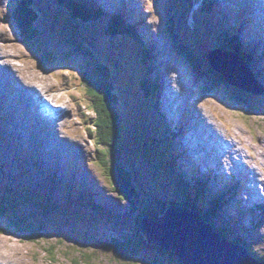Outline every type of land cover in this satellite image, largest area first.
<instances>
[{"label":"rangeland","instance_id":"rangeland-1","mask_svg":"<svg viewBox=\"0 0 264 264\" xmlns=\"http://www.w3.org/2000/svg\"><path fill=\"white\" fill-rule=\"evenodd\" d=\"M109 1L99 0L104 4L100 7L105 12L113 11V8H125L122 0ZM132 1L133 4L137 3L138 10L128 12L131 19H127V22L133 23L144 34L145 40L153 44L151 59L158 73H153L152 77L159 75L161 78L166 74L165 82L161 83L165 84V88L158 97L164 115L157 118V122L161 120L164 124L160 123L163 128L167 125L165 135L149 133L152 131L149 129L150 124L156 120L152 117L153 120H148V114H145L146 98L141 91L138 76L144 74L133 53L127 54L126 67L122 66L116 51L119 48L117 46L123 44L119 36L112 44H105L102 33L93 29L89 33V39L94 44L92 46L75 37L68 28L62 27L68 23L76 30L61 10L58 0H35L34 9L38 20L34 28L38 31V37L35 42L23 44L11 16L18 0H0V90L14 105L17 103L15 107L28 110L21 118L26 121L22 124L23 130L18 141L15 134L18 131L11 126L0 98V264H152L153 255L161 256L162 264H180L169 260L157 250L147 252L143 249L134 255H121L111 246L113 238L122 239L126 233L132 234L135 224L129 221L124 226L121 223L126 220L125 217H130L126 215L128 203L120 200L113 192L114 182L109 180L106 171L100 167L95 157L96 146L87 135L88 124L85 122L94 117V103L83 82L93 84L85 72L89 75L98 65L108 69L110 82L115 87L113 92L118 100L114 111L119 120L121 135V142L118 143L121 159L118 163L132 174L133 186L140 196V210L146 208L162 215L159 209L162 202L165 206H180L177 205L180 200L174 195L175 188L168 165L170 155H167L168 151H175L179 157L174 161L179 170L184 171L187 184L192 181L194 186L200 183L199 180H204L222 189L225 186L228 189L236 186L238 191L235 199L223 208V217H229L234 232L246 239L256 256H264V210L258 208V204L264 205V95H253L218 84L215 73L206 70V74L200 76L192 67L198 65L196 70L201 74L205 72L199 65L207 67L206 54L216 48V40L210 31L214 23L220 20V11L213 18L214 23L206 26L208 29L189 13H186L185 20L179 13H173L168 3L180 6L182 4L179 0ZM192 1V11L196 14L197 0ZM258 2L255 0L252 9L256 8ZM62 3L66 8L67 0ZM108 4L112 7H106ZM257 8L258 17L264 23V2L257 5ZM176 20L177 26H173ZM231 22L230 26L233 25ZM234 22V27L240 24L247 30L249 40L246 43L252 44L254 39L258 40L256 47L264 50V32L260 34V27L251 18L247 19L246 15L245 20H239L238 24L236 20ZM253 34L259 38L256 39ZM128 41L136 47L129 37ZM80 45L82 48L78 47ZM186 51L197 59L192 61L190 56L186 58ZM254 56L264 59V52ZM6 70L15 72L23 87L29 88V91L36 88L44 101L47 100L50 106L59 109L62 135L67 143L58 140L60 143L50 146L47 144L48 138L39 135V131L45 129L47 117L38 105L31 102L30 108L27 107L33 96L29 92L21 91L24 100L13 102L18 91L15 89L18 79L6 77L9 82L7 85L2 75ZM257 71V81L264 87V62L258 65ZM12 80L16 84L12 85ZM145 116L150 124L144 123ZM138 120L142 121L141 125L138 123L141 131L136 133V139L133 138L134 142L131 143L130 123ZM184 125L188 126L186 132H182ZM201 135L202 140L197 142L202 146L199 147L200 151L194 142ZM37 136L42 138L43 144L49 149L48 164L29 144L31 141L28 139ZM21 138L26 142L21 141ZM149 141L154 145L152 150L139 145ZM211 144H216L212 149L213 154H206L207 150H203V147L211 150ZM221 144L227 146L224 156L220 155L223 152ZM230 144L237 150L232 157ZM156 148H161L166 155H156ZM38 149L44 151L42 146ZM104 154L111 155L112 152L108 153L104 149ZM216 154L220 155L218 160L221 164L215 160ZM209 155L211 159H208ZM230 157L232 160H227ZM112 165L113 162H110L107 167L112 169ZM172 174L175 178L180 171L176 173L174 170ZM28 193L32 195L34 204L26 202L31 197ZM78 193L87 195L84 200L86 203L90 194L97 205L111 207L122 225L116 228L107 226L86 209ZM73 203L77 209L75 214L72 213ZM2 206L7 210L1 213Z\"/></svg>","mask_w":264,"mask_h":264},{"label":"trees","instance_id":"trees-1","mask_svg":"<svg viewBox=\"0 0 264 264\" xmlns=\"http://www.w3.org/2000/svg\"><path fill=\"white\" fill-rule=\"evenodd\" d=\"M62 1L63 0H58L59 4L61 5V10L65 12V16L70 19V24L75 26V31H84L83 33H76L68 23H64V27L68 28L70 32H73L75 37L79 38L82 41H87L93 46V42L89 39V33L93 29H98L102 33V37L105 39V44H108V42L112 44V42L117 39L116 37L119 36L118 38L126 46H124L123 44L121 46L120 44L117 46L119 48H117L116 51L121 58L122 66L125 67V59H127V54L133 53L135 55L137 62L144 74L142 77L141 75L138 76L140 77L139 83L141 84V91L144 95V98H146L147 106L145 114H148V120H153L152 118L156 120L154 124H150L145 116L146 120L144 118V123H148L151 125L149 126V129L152 131H150L149 133L152 132L153 134L165 135L166 129L163 128L160 124L162 123L161 120L157 122V118L159 119L161 115L160 111L157 113V110L160 109V101L158 102V97H160L162 90L164 89V84H161L164 80L161 79L162 77L160 78L159 75L155 78L152 77L153 73H158L157 67L154 66L155 63L152 64L153 59H151V50L153 51V46L151 43L145 40L142 33L138 31V28L133 23L130 24L127 22V19H131L128 11H126L127 15L124 14L125 11L105 12V10L101 8L100 4L95 0H67L65 8ZM179 1L182 5L178 6L177 3H170V7L172 8L173 13H179L181 17H184V20L185 17H187L186 13H189L193 19L195 18V20L201 21L203 24H201L202 26L209 27L211 25V22L214 23L213 18H216V14L218 13L214 8V5L217 3L216 0H197L196 8H198V13L196 14L192 11V0ZM34 2L35 0H18V4L11 15L13 22L16 24L19 30L21 42L23 44L34 41L38 37V31L36 32L34 28V24L38 20L36 10L34 9ZM172 4L174 5L172 6ZM94 7H96L98 10H96ZM200 13L201 15L200 17H198ZM241 13H243V16L247 14L245 9H243ZM140 17L142 18V15H140ZM219 17L220 20H217L218 22L216 21L214 23L215 26L210 31L216 40V49L230 51L234 54H238L242 62L248 65L257 79V68L258 65L262 62H260V59H257V57L254 56V51L252 52L253 44L246 43L242 38L240 25L234 27L235 22H232L234 26H230V18L224 13L220 12ZM46 20L49 19L46 18ZM177 20L174 21L173 26H177L175 24ZM227 26H229V28H226ZM169 29L171 31L172 27H170ZM128 37L133 41L136 47H140L141 49L134 47L128 41ZM222 39H224L223 42H221ZM78 47L82 48V45ZM125 47L127 48V51ZM198 74L200 76H203V74L201 73ZM89 75L88 72L85 73L87 79H91V82L93 84H88L85 81L83 82V84L84 87L88 89L90 100L94 103V106L92 107L94 117L85 122L86 124H88L87 135L89 136V138H92L96 146L95 157L97 158L100 167L106 171L109 180L114 182L113 192H115L120 197V200L126 201V203H128L129 208L126 215L127 217H130H125L126 220L121 221V223L124 226L128 225L129 221L135 224L134 232L132 234L126 233L127 235L122 239L113 238L111 246L114 250L119 251L121 255H134L135 253L143 251V249L147 252H154V250H157L162 255L166 256L169 260H174L179 263V261L172 253L165 252L155 245H149L145 240V236L140 232V220L142 217L149 216L151 218L157 219V217H159L160 215L159 213H156L152 210L148 211L146 208L140 210V196L138 194L139 192L133 186L131 178L132 176L128 171L121 167L120 163H118V161L121 159L119 156V152L121 149L118 144L119 142H121V135L119 133V120L114 111V106L117 104L118 99L113 92L115 87L113 86L114 84L110 82L111 79L108 69L104 66L98 65L97 69H94V72L92 71L91 73H89ZM238 100H240L239 97ZM89 111H91V109H89ZM138 123L141 125L142 121L138 120L136 122L132 121L130 123V126H132V130L130 128L129 131L131 143L134 142L133 138L134 140L136 139V133L141 131V126H139ZM136 126L139 128V130ZM127 130L128 126L125 130V133L127 132ZM174 137L175 135H173V138ZM139 145H141V148H150L151 150L154 147L151 141L146 143L142 142V144ZM104 149H106V152L108 153L112 152V154H104ZM154 153L161 157H164L166 155V153L163 152L161 148L154 149ZM168 154L170 155L168 161V165L170 166L169 171L173 178L172 180L175 188L174 195L175 197H177V199L180 200L179 202H177V205L185 206L189 209L198 211L203 221L211 225L215 232L228 239V241L231 243L243 245L248 250V252L251 253V255H253L256 259L263 261L264 256H256L253 252V249L250 248V245L247 243L246 239L243 238L239 233L234 232L235 229L232 227L233 225H231L230 220L228 219L229 217H223V208L227 204H230L232 199H235L234 197L236 195L234 194V192L223 190L220 186H216L214 183H209L204 180H199L200 183L194 186H192V181L189 182L190 184H187V181L184 179V171L179 170L177 162L174 161L176 160V157H179L178 154L175 151H168L167 155ZM108 156L110 157V160H106ZM110 162H113L112 166L114 168L112 169H109V167H107V165L109 166ZM174 170L176 171V173L180 171V174H178L179 176L175 178L172 174ZM49 176L52 178V175ZM210 186L214 187L211 188ZM139 188L142 189V187L140 186ZM28 194L31 197H28L26 202H28L30 205L34 204L32 195L30 193ZM78 196L80 198H83V201L87 197L86 194L81 193H78ZM89 196L90 199L88 198L89 200H87V203L84 201L85 207L88 211L93 213L100 220L104 221L107 226L116 228L115 226L122 225L121 223H119V217L116 216L111 207L97 205L91 199L92 196L90 194ZM157 204L158 203H156L155 205ZM161 204L162 205L159 209L161 211V214H163L166 206L164 205V202H162ZM75 206L76 205H74V208L72 209L73 214L77 212ZM258 208H262L264 210V205L258 204ZM5 210H7V208L5 206H2L1 213L5 212ZM252 211L253 210L251 209V212ZM138 212H141V214H138ZM133 216H135V218H133ZM160 257L157 255H153L152 264H162V258ZM78 263L75 262V264Z\"/></svg>","mask_w":264,"mask_h":264},{"label":"water","instance_id":"water-1","mask_svg":"<svg viewBox=\"0 0 264 264\" xmlns=\"http://www.w3.org/2000/svg\"><path fill=\"white\" fill-rule=\"evenodd\" d=\"M184 55L186 58L190 56L191 60L193 58L192 61L197 59L188 51ZM206 61L207 67L199 65L205 71L202 74H206V70L215 73L218 84L253 95H264V87L238 54L214 49L206 54ZM197 66L192 67L200 73ZM140 232L149 245L172 253L180 264H264V260L256 259L243 245L231 243L215 232L198 211L185 206L166 205V210L157 219L142 217Z\"/></svg>","mask_w":264,"mask_h":264},{"label":"bare ground","instance_id":"bare-ground-1","mask_svg":"<svg viewBox=\"0 0 264 264\" xmlns=\"http://www.w3.org/2000/svg\"><path fill=\"white\" fill-rule=\"evenodd\" d=\"M95 1H97V2H99V0H95ZM102 2L104 1V0H101ZM124 1V3H125V8H120V9H118V10H116V9H114L113 8V11H128L129 12V10H138L137 9V7L132 3V2H130L129 0H123ZM210 3V2H209ZM220 4H221V0H220ZM106 7H112L111 5H107ZM108 10V9H107ZM108 12V11H107ZM230 19H232V17H229ZM0 57H1V55H0ZM227 64V63H226ZM228 65V64H227ZM15 72H12V79H18L16 76H15V74H14ZM165 77H166V74H163V76H162V78H163V80H164V82H165ZM21 80V79H20ZM164 86H165V84H164ZM165 88V87H164ZM15 89H17L18 91H16V94H15V98H13V102L14 103H16L15 101H17V102H22L23 100H24V98L25 97H22V95H21V91H23V92H30L29 91V88H25V87H23V85H22V82H20L19 81V79H18V86L15 88ZM33 90V89H32ZM164 90V89H163ZM34 91V90H33ZM40 94H41V92H40ZM0 95H1V97L0 98H2V101H3V103H4V105H5V114L7 115V117L11 120V126L13 127V128H15L18 132L17 133H15L16 134V138H17V140L19 141V137H20V135H21V132H22V130H21V128H22V124L26 121H24L23 119H21L22 118V116L24 115H26V113L28 112V110L27 109H24V108H20V107H15L16 105H17V103H16V105H14L12 102H11V100H8L6 97H5V94L2 92V90H0ZM179 98H180V96H179ZM28 99V98H27ZM2 101H1V103H2ZM24 104V103H23ZM3 105V104H2ZM21 105V104H20ZM2 108V106L0 107V109ZM30 108V107H29ZM51 108L52 109H54V110H58L59 111V109L58 108H55V107H53V106H51ZM160 108V107H159ZM255 108V107H254ZM257 109V108H256ZM33 112H35V111H33ZM160 114L161 115H164V114H162V110L160 109ZM160 115V116H161ZM28 116H30V115H28ZM41 119V118H40ZM39 119V120H40ZM2 122V121H1ZM166 125V124H165ZM166 127H167V125H166ZM166 127H164L165 129H167ZM183 128H182V132H186L187 130H188V126H186V125H184V126H182ZM28 132V131H27ZM13 136V135H12ZM211 136H207V138H210ZM32 139H28L29 141H31V142H29V144L31 145V147L34 149V151H35V153H37V154H41L42 156H43V162L45 163V164H48L49 163V157L47 156V154L49 153V149L47 148V146L46 145H44L45 143H44V141H42V138L41 137H39V136H37V137H31ZM21 141H23L24 143L26 142V141H24V139L23 138H21L20 139ZM200 140H202V135H201V137H200V139L197 141V142H199ZM220 141H223V140H220ZM57 142H59V141H57ZM44 143V144H43ZM60 143V142H59ZM47 144L48 145H50V143H49V141L47 140ZM61 145V144H60ZM39 146H42V147H44V151H39V149H38V147ZM262 146V145H261ZM199 147H202L199 143L197 144V149H199ZM220 147H221V145H220ZM227 146H225V148H226ZM51 149V148H50ZM64 149V148H63ZM230 149H231V151H232V153H231V157H232V155H234L235 153H237V150L235 151V146L234 145H231L230 144ZM52 150V149H51ZM65 150V149H64ZM218 151L220 152V149H218ZM6 152V151H5ZM52 152H53V150H52ZM66 152V151H65ZM224 153H225V150L223 149V152L221 151L220 152V155H222V156H224ZM55 154V153H54ZM220 155H215V160L217 161V163L219 164H221V161H219L218 159H219V157H220ZM203 157V156H202ZM201 157V158H202ZM226 157V156H225ZM227 158V160H232V158ZM201 158H199L198 159V161H200L201 160ZM208 163V162H207ZM243 163V162H242ZM209 164V163H208ZM217 168V167H216ZM218 169V168H217ZM256 172V170L255 169H253L252 170V172ZM254 172V173H255ZM249 173H251V170H250V172ZM132 175V174H131ZM257 177V176H256ZM241 245V244H240ZM254 245V244H253Z\"/></svg>","mask_w":264,"mask_h":264}]
</instances>
